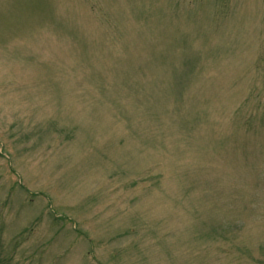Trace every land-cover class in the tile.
Masks as SVG:
<instances>
[{"label": "rangeland", "instance_id": "rangeland-1", "mask_svg": "<svg viewBox=\"0 0 264 264\" xmlns=\"http://www.w3.org/2000/svg\"><path fill=\"white\" fill-rule=\"evenodd\" d=\"M0 264H264V0H0Z\"/></svg>", "mask_w": 264, "mask_h": 264}]
</instances>
